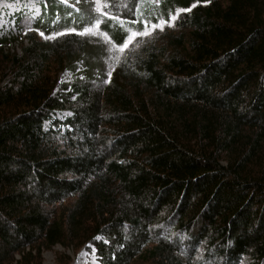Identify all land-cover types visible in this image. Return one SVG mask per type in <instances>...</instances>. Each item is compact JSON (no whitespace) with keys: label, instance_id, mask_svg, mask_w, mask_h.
Wrapping results in <instances>:
<instances>
[{"label":"trees","instance_id":"1","mask_svg":"<svg viewBox=\"0 0 264 264\" xmlns=\"http://www.w3.org/2000/svg\"><path fill=\"white\" fill-rule=\"evenodd\" d=\"M40 8L0 36V264H264V0Z\"/></svg>","mask_w":264,"mask_h":264},{"label":"rangeland","instance_id":"2","mask_svg":"<svg viewBox=\"0 0 264 264\" xmlns=\"http://www.w3.org/2000/svg\"><path fill=\"white\" fill-rule=\"evenodd\" d=\"M60 1L65 3H79V0ZM40 2L41 0H0V36H20L17 29V19L21 14L24 16L29 15L31 18L38 17L41 12ZM97 4L99 5V3ZM159 38L157 39L158 46L160 48H167L170 37ZM77 73L78 77L82 78L83 75H80L82 73L81 68ZM59 78L63 83H69L76 78V75L71 72H63L59 74ZM61 256L70 258V264H102L95 249H91V251L82 249L78 252H73L72 250H65L60 246L54 247L51 251L44 254V264H58V259ZM65 260L62 259L61 262H65Z\"/></svg>","mask_w":264,"mask_h":264},{"label":"snow or ice","instance_id":"3","mask_svg":"<svg viewBox=\"0 0 264 264\" xmlns=\"http://www.w3.org/2000/svg\"><path fill=\"white\" fill-rule=\"evenodd\" d=\"M156 3H159L160 0H155ZM197 2H200V0H197ZM204 3H207L208 0H203ZM97 3H99V0H97ZM107 6V5H105ZM195 6V5H193ZM99 10V8L97 9ZM191 9L190 8H182V9H176V13L175 14H171L169 15V17L166 19V20H161L159 24H152V28L151 30H149L147 28V22H145V30L142 31V32H136V33H132V37H136V36H148L151 34V31H155L157 28L161 31H163V28L165 26H173V23L174 21L178 18V15L181 13V12H187V11H190ZM105 15H107V13H105ZM97 27H99V21H97ZM70 31H75V29H71ZM90 29H87L85 28L83 32L79 33L81 35L89 32ZM42 36H43V33H40ZM128 47V41L125 40L121 45H120V49L121 51H123L124 49H126ZM109 75H111V73H109Z\"/></svg>","mask_w":264,"mask_h":264}]
</instances>
